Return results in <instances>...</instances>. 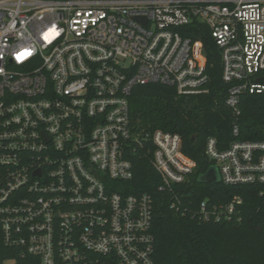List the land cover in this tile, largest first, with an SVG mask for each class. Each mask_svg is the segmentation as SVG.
I'll use <instances>...</instances> for the list:
<instances>
[{"label": "built area", "instance_id": "2783aa9c", "mask_svg": "<svg viewBox=\"0 0 264 264\" xmlns=\"http://www.w3.org/2000/svg\"><path fill=\"white\" fill-rule=\"evenodd\" d=\"M198 21L237 119L243 95L264 93V0H0V264H156L153 198L122 190L131 157L153 156L184 215L173 188L196 163L178 135L137 132L129 99L148 84L208 93L204 47L183 35ZM205 155L224 186L264 188V142L210 138ZM242 205L204 200L197 215L237 223Z\"/></svg>", "mask_w": 264, "mask_h": 264}, {"label": "trees", "instance_id": "16d2710c", "mask_svg": "<svg viewBox=\"0 0 264 264\" xmlns=\"http://www.w3.org/2000/svg\"><path fill=\"white\" fill-rule=\"evenodd\" d=\"M183 32L204 47L208 93L180 97L173 88L148 84L135 87L129 105L137 132L160 130L178 135L183 154L196 163L185 184L173 188L188 211L184 215L170 207L174 195L159 190L162 182L153 156L143 150L132 155L133 179L122 183V190L125 196L148 194L153 198L156 264H264V188L198 183L213 165L205 155L210 138L218 140L220 149L236 140L264 142V93L243 95L241 113L235 119L225 103L230 85L223 82L221 51L213 36L199 21ZM236 121L239 134L234 137ZM237 197L243 199L240 222L200 221L197 213L204 200L219 205Z\"/></svg>", "mask_w": 264, "mask_h": 264}, {"label": "water", "instance_id": "95a60500", "mask_svg": "<svg viewBox=\"0 0 264 264\" xmlns=\"http://www.w3.org/2000/svg\"><path fill=\"white\" fill-rule=\"evenodd\" d=\"M220 182V174L217 169L213 166L211 167L206 174H202L198 179L199 184H212L217 185Z\"/></svg>", "mask_w": 264, "mask_h": 264}]
</instances>
